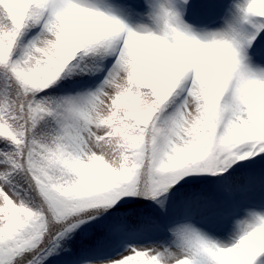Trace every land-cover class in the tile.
I'll return each instance as SVG.
<instances>
[{"label":"snow or ice","instance_id":"6c2138e0","mask_svg":"<svg viewBox=\"0 0 264 264\" xmlns=\"http://www.w3.org/2000/svg\"><path fill=\"white\" fill-rule=\"evenodd\" d=\"M0 264H264V0H0Z\"/></svg>","mask_w":264,"mask_h":264}]
</instances>
